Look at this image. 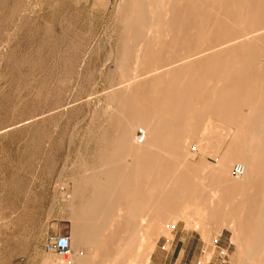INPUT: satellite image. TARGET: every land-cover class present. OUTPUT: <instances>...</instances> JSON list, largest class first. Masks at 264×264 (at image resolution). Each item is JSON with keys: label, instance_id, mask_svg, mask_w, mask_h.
Returning <instances> with one entry per match:
<instances>
[{"label": "rangeland", "instance_id": "obj_1", "mask_svg": "<svg viewBox=\"0 0 264 264\" xmlns=\"http://www.w3.org/2000/svg\"><path fill=\"white\" fill-rule=\"evenodd\" d=\"M125 1L0 0V264H146L149 232L157 264H264V0H152L134 32ZM138 188L150 227L103 217Z\"/></svg>", "mask_w": 264, "mask_h": 264}, {"label": "bare ground", "instance_id": "obj_2", "mask_svg": "<svg viewBox=\"0 0 264 264\" xmlns=\"http://www.w3.org/2000/svg\"><path fill=\"white\" fill-rule=\"evenodd\" d=\"M151 1L152 0H130V1H125V5H129L127 7L128 10H130L132 12V19H129V20L125 19L126 23L129 22L128 30H130V32H134V31H137V30L145 28V24L142 21L144 15L149 14L150 17H153V18L155 17V15L157 14V9H156V6H154V4H152ZM176 1L177 0H162V5L166 6V8H167L166 10H167L168 15L170 14V12H172V8L174 7V4L176 3ZM169 8H171V9H169ZM150 29H151V27L148 26V28H147L148 31L147 32H149ZM163 104H165V102ZM157 118L158 117H155V119H152L150 121H148V120H139L137 118H130V119H127L123 123V125H122V127L120 128V131H119V141H121L127 147V150H128L129 153H132V154H135V153L144 154V153L148 152V153L152 154L159 147L160 143L158 141H160V139H161V129H160V123L157 121ZM140 124H141V131L144 134V139H143V142L139 144V143H137V139L135 140L136 142H134L133 139H134V136H135L134 135L135 134V130L138 128V126ZM225 165H224V163H222L220 165V169H219L220 173H225V171H226ZM241 166L244 169V173H243V175L240 178H237L235 180L246 179L248 177V173H249L248 167L246 165H241ZM70 247H71V243H70ZM64 259H66V258H64Z\"/></svg>", "mask_w": 264, "mask_h": 264}, {"label": "crops", "instance_id": "obj_3", "mask_svg": "<svg viewBox=\"0 0 264 264\" xmlns=\"http://www.w3.org/2000/svg\"><path fill=\"white\" fill-rule=\"evenodd\" d=\"M140 187V184H139ZM150 189V188H149ZM148 189V190H149ZM72 192V189H70ZM137 193L132 194V193H127L125 194V197H123L122 204L116 205V204H111L105 207L102 213H104L103 217L107 221H112L113 219H116L117 216H121V218H125V224L127 225H139V219L141 216H145L147 214L148 217V226L150 225V214H152V203L150 201V195L148 194V197L145 198L141 193L139 188L136 191ZM149 192V191H148ZM73 194L75 196V200L82 201L85 199V195L87 194V186L85 184V181L80 182L78 185L75 183L73 187ZM120 213V215H118ZM76 218V214H75ZM109 223V222H108ZM150 227V226H149ZM139 240V239H136ZM148 243H152L153 247L152 250L148 252L147 254V263L146 264H157L159 259L163 257V254L165 255L166 251H156L155 248V238L154 235L150 237V232L149 236L146 239ZM149 246V245H148ZM185 251H182L180 257H184ZM70 259L67 260L68 264H88L91 262L92 257L86 256L84 258H76V260Z\"/></svg>", "mask_w": 264, "mask_h": 264}, {"label": "built area", "instance_id": "obj_4", "mask_svg": "<svg viewBox=\"0 0 264 264\" xmlns=\"http://www.w3.org/2000/svg\"><path fill=\"white\" fill-rule=\"evenodd\" d=\"M137 143H142L144 134L139 130L136 134ZM244 173L241 165H235L232 169L234 178H240ZM48 251L54 252L60 258H67L71 254L70 239L67 236H58L53 242L47 246Z\"/></svg>", "mask_w": 264, "mask_h": 264}]
</instances>
